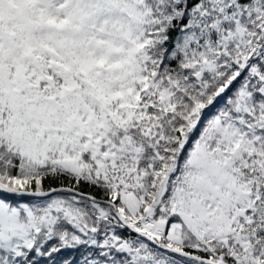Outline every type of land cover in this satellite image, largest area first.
I'll use <instances>...</instances> for the list:
<instances>
[{
    "label": "snow or ice",
    "instance_id": "obj_1",
    "mask_svg": "<svg viewBox=\"0 0 264 264\" xmlns=\"http://www.w3.org/2000/svg\"><path fill=\"white\" fill-rule=\"evenodd\" d=\"M0 264H264V0H0Z\"/></svg>",
    "mask_w": 264,
    "mask_h": 264
}]
</instances>
